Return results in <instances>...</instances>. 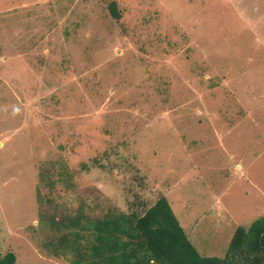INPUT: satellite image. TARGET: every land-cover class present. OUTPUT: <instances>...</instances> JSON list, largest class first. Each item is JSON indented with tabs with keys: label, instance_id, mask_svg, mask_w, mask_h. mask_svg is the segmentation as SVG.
<instances>
[{
	"label": "rangeland",
	"instance_id": "obj_1",
	"mask_svg": "<svg viewBox=\"0 0 264 264\" xmlns=\"http://www.w3.org/2000/svg\"><path fill=\"white\" fill-rule=\"evenodd\" d=\"M110 1L0 0V256L15 264H73L88 233L71 220L162 195L206 254L264 216V0H115L119 18Z\"/></svg>",
	"mask_w": 264,
	"mask_h": 264
},
{
	"label": "trees",
	"instance_id": "obj_2",
	"mask_svg": "<svg viewBox=\"0 0 264 264\" xmlns=\"http://www.w3.org/2000/svg\"><path fill=\"white\" fill-rule=\"evenodd\" d=\"M109 7L119 18L115 0ZM70 224L88 233L86 244H69L76 255L70 260L73 264H264V216L248 227L237 225L224 255L206 254L189 237L166 195L143 214L110 212L102 219L88 223L73 219ZM72 233L81 235L77 230ZM55 253L66 255L61 249ZM15 262L13 251L0 256V264Z\"/></svg>",
	"mask_w": 264,
	"mask_h": 264
}]
</instances>
